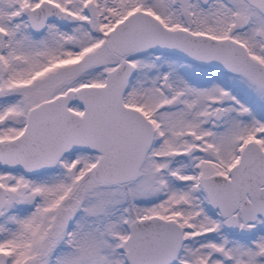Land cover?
<instances>
[{
    "label": "snow or ice",
    "instance_id": "6c2138e0",
    "mask_svg": "<svg viewBox=\"0 0 264 264\" xmlns=\"http://www.w3.org/2000/svg\"><path fill=\"white\" fill-rule=\"evenodd\" d=\"M0 264H264V0H0Z\"/></svg>",
    "mask_w": 264,
    "mask_h": 264
}]
</instances>
